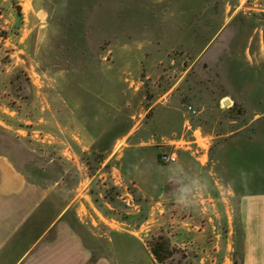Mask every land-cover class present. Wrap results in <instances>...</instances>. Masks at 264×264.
Returning <instances> with one entry per match:
<instances>
[{
  "label": "rangeland",
  "instance_id": "rangeland-1",
  "mask_svg": "<svg viewBox=\"0 0 264 264\" xmlns=\"http://www.w3.org/2000/svg\"><path fill=\"white\" fill-rule=\"evenodd\" d=\"M18 71L27 99L11 91ZM65 94L84 119L74 136ZM187 104L223 186L211 195L175 194L158 162ZM250 147L261 165L246 187L233 157ZM0 152L56 183L57 204L92 178L104 219L82 228L84 264H239L245 233L264 264V0H0Z\"/></svg>",
  "mask_w": 264,
  "mask_h": 264
},
{
  "label": "crops",
  "instance_id": "crops-1",
  "mask_svg": "<svg viewBox=\"0 0 264 264\" xmlns=\"http://www.w3.org/2000/svg\"><path fill=\"white\" fill-rule=\"evenodd\" d=\"M107 93L114 94V92ZM65 95L66 114L69 116L67 129L70 135L74 136L73 132L83 129L84 119L80 113V105L77 102L73 104L71 96L68 99L69 96ZM186 113L184 108V117ZM87 128L89 135L95 132L91 131L88 125ZM182 128L179 135L162 138V143L168 150L173 149V142L189 140L186 132L190 131L185 128V118ZM88 140L79 141L82 148L89 145ZM181 150L187 152L190 157L179 161L177 157V161L173 164H161L158 161L161 168L171 175L167 180L175 185V194H182L187 184L191 185L195 195L199 193L211 195L208 193L210 189L223 187L214 177L216 175L214 167L207 166L209 158L206 162V157H198L186 148L176 151ZM176 163L177 166L172 167ZM226 168L219 172V175L223 176V181L226 179ZM112 170L115 168L112 167ZM227 171V176L230 177L228 168ZM102 176L103 174L98 175L99 178H103ZM189 176L192 177L191 181L185 183ZM91 180L89 176L83 177L74 189L69 187L66 190L64 187L63 199L58 200L59 204H57L56 183L48 188L33 183L16 170L6 157L0 155V264H84L88 252L84 245L86 239L82 228L84 230L89 222L97 226L104 219L96 204L90 200V196L94 194L89 193ZM227 185L230 188V184ZM72 212L79 228L73 225ZM245 237L243 264H259V258L252 259L253 256L247 252L246 233Z\"/></svg>",
  "mask_w": 264,
  "mask_h": 264
},
{
  "label": "trees",
  "instance_id": "trees-1",
  "mask_svg": "<svg viewBox=\"0 0 264 264\" xmlns=\"http://www.w3.org/2000/svg\"><path fill=\"white\" fill-rule=\"evenodd\" d=\"M24 72L23 71H18L16 72L13 77L10 80V84H11V91L16 94V96H21L25 99H27V91H28V87H29V83L28 80L25 78L24 76ZM18 94V95H17ZM243 149H236L234 152V171L238 172L240 171V181L241 183L243 182L244 186L248 185L249 181L256 177L255 176V172L260 170V162L259 163H255V149L252 150V147H250L249 149L245 150V151H241ZM1 153V152H0ZM3 156H6L10 162L16 167V169L18 171H20L21 173L24 174V172L16 165V163L7 155V154H0ZM263 160V164H264V158ZM262 179V177H261ZM248 187V186H246ZM243 191V190H242ZM246 192H248L247 190H245ZM260 192V191H257ZM239 264H243V257L239 258Z\"/></svg>",
  "mask_w": 264,
  "mask_h": 264
},
{
  "label": "built area",
  "instance_id": "built-area-1",
  "mask_svg": "<svg viewBox=\"0 0 264 264\" xmlns=\"http://www.w3.org/2000/svg\"><path fill=\"white\" fill-rule=\"evenodd\" d=\"M185 110L187 112V116L185 117V128L189 130L192 135V139L188 141H176L173 142V149H162L158 152V161L161 164H173L177 161V149L186 148L192 151V147L189 145L190 143L196 144V149L192 151L194 154L196 153L198 157H206L207 148L203 144L204 141L200 134V130L198 127H192L190 119L191 117H195L198 115L199 110L195 108L191 104L185 105Z\"/></svg>",
  "mask_w": 264,
  "mask_h": 264
},
{
  "label": "water",
  "instance_id": "water-1",
  "mask_svg": "<svg viewBox=\"0 0 264 264\" xmlns=\"http://www.w3.org/2000/svg\"><path fill=\"white\" fill-rule=\"evenodd\" d=\"M228 102H229L228 99H224V101H223L224 105H226V103H228Z\"/></svg>",
  "mask_w": 264,
  "mask_h": 264
}]
</instances>
